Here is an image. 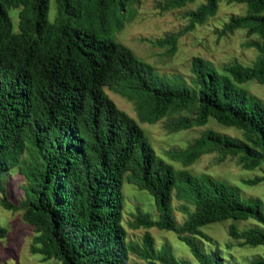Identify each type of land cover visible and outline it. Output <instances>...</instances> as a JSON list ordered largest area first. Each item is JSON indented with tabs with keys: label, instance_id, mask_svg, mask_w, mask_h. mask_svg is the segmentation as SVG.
<instances>
[{
	"label": "trees",
	"instance_id": "16d2710c",
	"mask_svg": "<svg viewBox=\"0 0 264 264\" xmlns=\"http://www.w3.org/2000/svg\"><path fill=\"white\" fill-rule=\"evenodd\" d=\"M134 0H56L55 21L47 20L48 0H0V193L7 209H22L34 229L31 253L49 264H127L133 253L146 264H194L178 259L168 243L154 247L150 233L141 244L128 241L122 224L124 181L147 191L158 213L137 209L129 226L172 231L197 264H240L224 260L215 244L204 251L200 230L227 219L255 225L228 234L241 244L262 246L247 264H264V213L258 198L245 202L237 186L186 167L199 156H235L244 169L264 164V104L242 84L264 83V0H238L243 15H232L219 36L245 29L258 39L246 42L259 55L250 65L238 61L221 70L200 56L190 60V83L181 75L159 74L124 43L114 39L124 11ZM186 1L169 0L168 7ZM219 0H206L189 12L187 29L214 14ZM17 9V22L8 14ZM98 25V26H97ZM100 27L106 36L94 30ZM181 32L155 40L175 50ZM134 105L140 122L166 118L170 131L203 126L209 119L239 130L241 137L205 128L185 148L156 155L137 121L119 109L104 88ZM175 114V116H172ZM17 168L25 179L24 198L7 199L4 174ZM264 174L245 180L256 184ZM186 215L174 217L172 200ZM192 207V209L190 208ZM6 229L0 224V238ZM199 237V238H197Z\"/></svg>",
	"mask_w": 264,
	"mask_h": 264
},
{
	"label": "rangeland",
	"instance_id": "374dc122",
	"mask_svg": "<svg viewBox=\"0 0 264 264\" xmlns=\"http://www.w3.org/2000/svg\"><path fill=\"white\" fill-rule=\"evenodd\" d=\"M168 1L134 0L123 12L122 27L113 35L115 40L127 45L137 57L150 63L159 74L168 76L178 74L189 84L192 77L189 67L193 56L207 59L218 70H221L224 64L233 61L250 65L259 55L256 48L246 45L247 41L258 39L257 36L247 35L245 29H235L221 36L216 32L232 15L245 14L246 5L244 3L238 0H219L214 14L208 16L203 23H196L192 28L187 29L186 27L190 23L187 14L206 0L186 1L179 7H168ZM8 14L13 24L16 25L17 9L10 8ZM56 16V0H48L47 20L53 22ZM94 30L100 36L108 35V32H104L100 27H95ZM172 32H181L173 52L169 51L168 45L159 46L154 43L156 39L164 38ZM242 86L249 93L261 99L264 104V83L249 80ZM104 91L119 109L137 121L155 154L165 161L173 163L175 167H181V164L170 161L165 152L170 149L187 147L205 128L228 136L241 137L239 130L222 126L213 119H209L203 126L176 131H170L165 127L166 118L155 123L140 122L132 102L107 87L104 88ZM186 168L194 174L207 173L227 184L237 186L241 199L245 202L258 198L264 213V180L252 185L245 183V180L263 175L264 164L253 169H244L235 156L228 155L224 160H219L217 153L208 152L199 156ZM3 178L7 199L13 204L19 203L24 198L25 179L19 174L17 168L6 171ZM122 192L124 201L122 224L128 241L141 244L144 233L148 232L153 238L156 249L161 248L164 243H168L176 258L188 259L197 264L188 247L172 231L156 227H130L129 222L137 214V209L148 213L153 219L158 217V213L153 197L147 191L138 189L133 184L124 181ZM1 198L2 194L0 193V202ZM181 203L175 198L172 200L177 223H181L186 216L179 208ZM190 208L192 209V207ZM22 214V209H7L0 203V224L6 229L5 236L0 238V264H49L52 260L43 261L40 254L30 252L29 246L35 232L33 227L24 221ZM231 223L239 230L256 224L252 219H227L201 227L200 230L208 237V239L197 237L202 249L207 252L211 251L216 244L224 254V260L240 264H247L250 259L262 255V246L243 245L241 240L229 236L228 226ZM127 264H146V262L130 253Z\"/></svg>",
	"mask_w": 264,
	"mask_h": 264
}]
</instances>
